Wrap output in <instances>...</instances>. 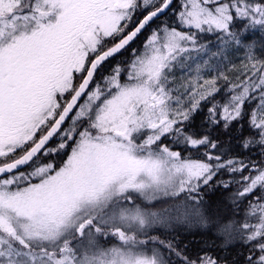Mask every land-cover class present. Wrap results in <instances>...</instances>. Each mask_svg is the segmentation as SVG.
Masks as SVG:
<instances>
[{
    "label": "snow or ice",
    "instance_id": "snow-or-ice-1",
    "mask_svg": "<svg viewBox=\"0 0 264 264\" xmlns=\"http://www.w3.org/2000/svg\"><path fill=\"white\" fill-rule=\"evenodd\" d=\"M172 2L0 0V264H171L173 254L177 264H229L161 238L177 227L213 236L220 251L239 241L244 264H264V167L229 155L258 147L264 156V0H181L179 30L153 28L126 68L102 71ZM201 33L216 37L217 52ZM228 48L244 51L246 74L216 102L217 78L198 80ZM177 65L196 74L184 93L171 87ZM237 128L240 143L226 146L221 134ZM162 137L204 151L184 156ZM41 151L58 158L32 166ZM214 181L237 185L233 205L254 198L242 218L205 202Z\"/></svg>",
    "mask_w": 264,
    "mask_h": 264
},
{
    "label": "trees",
    "instance_id": "trees-1",
    "mask_svg": "<svg viewBox=\"0 0 264 264\" xmlns=\"http://www.w3.org/2000/svg\"><path fill=\"white\" fill-rule=\"evenodd\" d=\"M179 11V2L177 0H173L171 7L169 10L159 19L152 21L142 32L139 34L137 39L132 42L126 49L122 52L117 54L116 56L109 59L105 65L104 69L102 70L105 75L110 73L114 67L119 65L122 69L126 68L128 63L131 62L132 54L131 50L139 49L141 44L144 42L145 38L148 36L149 32L156 28L159 25L167 23L173 27H178L176 23L175 13ZM138 22V20H134L133 25H130L128 30H131V27ZM204 41H209L211 38L209 36H205ZM108 46H111L113 43L111 38H108ZM100 79V75L97 74V80ZM77 79L75 82H78ZM94 86V84H93ZM223 88L221 87L220 90L215 94V101L216 102H223ZM82 102V101H81ZM257 101L249 102L245 106V112L248 113L250 109L256 106ZM63 103V101H61ZM203 115L207 114V108L203 109ZM70 123V121H69ZM197 123H201V118L197 117ZM68 124H65L64 127H67ZM222 132V130H221ZM217 133H213L216 135ZM239 128L234 129L230 134H221V140L224 141L225 145L227 146L229 143L231 145L236 146L240 142L236 137L240 136ZM243 134L246 136L249 134V129L247 127V120L244 121V129ZM39 137H37L38 139ZM162 142L167 144L172 150L174 151H181L184 156L191 155L193 158L197 157L198 155L202 154L204 149L200 150V153H197L194 149L193 150H184V145L182 144H175L172 142L171 138H161ZM60 140H58V136H55L51 142L46 146L47 148H56L59 144ZM44 155L43 151L38 154V156L34 159L32 166L35 165V162L42 158ZM231 157H237L239 160H242L245 164L251 166L252 163H256L259 166L264 167V156L260 155V149L258 147H254L252 149H244L242 147H235V150L229 154ZM55 155H50L49 157H44L43 162H48L52 159H55ZM24 171L31 170L30 167H25L22 169ZM249 172H245L244 175H248ZM229 175L222 173L220 176L217 177L219 180H229ZM235 179H240V173H236ZM237 185L235 183L232 184L230 190H224L223 188H215V181L213 182L212 188H207L201 191L200 195L204 197L205 202L212 203L214 206L220 204L222 210L228 212L229 207L231 206L230 212L231 213H238V215L242 218L244 215V211L247 207L248 200L254 199L253 197L246 198L239 205H233L231 200L232 194L235 192ZM222 202V203H221ZM155 235V233H153ZM174 237L172 238L173 242L176 243L182 250L186 248L188 255L195 257L197 254H201L202 251H208L213 255H219L222 257H226L229 264H244L245 258L249 254V249L247 246H244L239 241L232 242L230 248L226 251H220L221 242L216 240L211 235H204L200 232H197L195 229L191 231L186 230H179L174 232ZM109 245V244H108ZM215 245V246H213ZM168 256V253H165ZM171 264H177V257L173 254L169 257Z\"/></svg>",
    "mask_w": 264,
    "mask_h": 264
},
{
    "label": "rangeland",
    "instance_id": "rangeland-1",
    "mask_svg": "<svg viewBox=\"0 0 264 264\" xmlns=\"http://www.w3.org/2000/svg\"><path fill=\"white\" fill-rule=\"evenodd\" d=\"M177 1L179 2V5H180L181 0H177ZM177 25H178V23H177ZM178 30H179V26H178ZM205 36H209L211 39L209 41H204L203 38ZM198 38H199V42L201 44L207 45L208 48L210 49L209 56L211 55L212 52H217L218 41L216 40V37L213 34L201 33V34H199ZM253 39H257V38L253 37ZM259 47H260V45H259V42L257 41V49H258L257 53H256L257 56H260ZM137 50H139V51L143 50V43L141 44L140 48ZM131 54H132V58H131V60H132L134 58L132 50H131ZM205 59H208V57H205ZM244 63H246V60H245V53L243 50L235 51L234 48H228L225 51H223L220 55L213 57L211 59L210 67L202 70L198 82L200 84H203L204 80L212 79L213 77H216L217 78L216 79V87L218 88V90H220L221 87L223 88L222 101H224L227 99L229 84L230 83H238L239 82L238 77L243 78L245 76L246 73H245V69H244ZM194 67H195V65H193V68ZM121 75H122V80L127 79V72L126 71L122 72ZM225 77H227V79H225ZM170 80L172 81L171 87L174 90H176L178 93H184L186 91L187 86L189 85L190 81H192L193 83L196 82V74H195V72L189 74L187 72V69H183L179 65H177L173 70V75L170 76ZM79 82L80 81H78L76 83L78 84ZM94 87H95V85L93 86V88ZM147 134H148L147 131H145L144 133L140 134L138 139H143V137ZM58 140H60L59 136H58ZM49 156L50 155H48V156L42 155V158L37 160L35 162V165L43 162L44 157H49ZM179 230H180L179 227H177L176 230H173L171 228L167 229V230H162L164 235L161 236V238L162 239H165V238L172 239L174 237L173 236L174 232L179 231ZM155 235H159V233H155ZM100 243L103 246H111L113 241L110 239L106 240L105 238L101 237ZM148 247H151V245H148Z\"/></svg>",
    "mask_w": 264,
    "mask_h": 264
},
{
    "label": "water",
    "instance_id": "water-1",
    "mask_svg": "<svg viewBox=\"0 0 264 264\" xmlns=\"http://www.w3.org/2000/svg\"><path fill=\"white\" fill-rule=\"evenodd\" d=\"M168 10H169V9H168ZM168 10H167V11H168ZM167 11H166V12H167ZM161 17H162V16H161ZM161 17H160V18H161ZM158 19H159V18H158ZM154 20H156V19H154ZM154 20H153V21H154ZM150 23H151V22H150ZM122 51H123V50H121L120 52H122ZM120 52H119V53H120ZM119 53H118V54H119ZM116 55H117V54H116ZM116 55H115V56H116ZM110 59H111V58H110ZM54 137H55V136H54ZM54 137H53V138H54ZM53 138H51V139L49 140V142L47 143V145L51 142V140H52ZM47 145H46V146H47ZM41 152H42V151H41ZM38 154H39V153H38ZM38 154H37V156H38ZM34 159H35V158H34ZM24 168H25V167H24ZM24 168H22V169H24Z\"/></svg>",
    "mask_w": 264,
    "mask_h": 264
},
{
    "label": "flooded vegetation",
    "instance_id": "flooded-vegetation-1",
    "mask_svg": "<svg viewBox=\"0 0 264 264\" xmlns=\"http://www.w3.org/2000/svg\"><path fill=\"white\" fill-rule=\"evenodd\" d=\"M44 153V152H43Z\"/></svg>",
    "mask_w": 264,
    "mask_h": 264
}]
</instances>
